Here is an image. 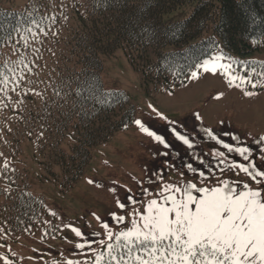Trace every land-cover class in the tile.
<instances>
[{
    "label": "trees",
    "instance_id": "1",
    "mask_svg": "<svg viewBox=\"0 0 264 264\" xmlns=\"http://www.w3.org/2000/svg\"><path fill=\"white\" fill-rule=\"evenodd\" d=\"M14 1L0 0V140L20 168L15 180H3L13 229L46 213L27 160L69 188L93 150L133 124L127 95L104 87V57L122 49L146 79L177 86L216 52L246 56L264 46V0H197L171 23L164 17L182 0H89L64 20L44 1L6 6ZM246 64L247 75L264 72V62Z\"/></svg>",
    "mask_w": 264,
    "mask_h": 264
},
{
    "label": "rangeland",
    "instance_id": "2",
    "mask_svg": "<svg viewBox=\"0 0 264 264\" xmlns=\"http://www.w3.org/2000/svg\"><path fill=\"white\" fill-rule=\"evenodd\" d=\"M33 1L36 0H16L7 2L6 6L15 9L25 8L27 4L36 6ZM41 1L53 5L52 10L60 14L61 20L65 19L63 13H72L77 6L83 10L89 3V0ZM196 4L197 0H182L179 8L165 15V21L171 23L186 18ZM248 60L264 62V46L246 56L216 52L191 71H199V79H193L190 73L187 81L175 86L146 79L122 49L115 56L104 57V87L127 95L135 109V120L93 150L83 175L69 188L60 181L44 177L42 169L27 160L24 167L31 191L43 199L46 213L39 221L34 220V224L31 222L22 228L13 229L2 207L5 194L11 191L3 180H15L20 168L8 157L0 140V264H7L9 260L12 264H67L69 260L93 264L95 253L88 246L79 249L75 245L86 240L107 239L103 221L109 223L113 232L121 231L125 224L130 226L133 209L143 212L147 201L157 198L165 184L191 182L210 186L217 180H229L241 188L245 183L255 187L250 178L233 165L254 161L264 170V77L259 75L261 72H251L249 76L260 80V84L255 88L251 83L234 87L229 84L225 70L219 69L221 62L231 64V71L242 76L246 74ZM204 61H209L210 67L215 62L218 72H204L200 68ZM246 91L255 94L247 96ZM157 113H162L167 120ZM138 119L163 136L171 147L142 132L135 124ZM173 128L187 135L193 147L188 148L179 141ZM207 129L218 139H213ZM225 144L250 148L249 161L236 151L229 152ZM189 164L196 171L189 169ZM201 171L204 176H200ZM112 188L116 191H111ZM129 195L140 203L119 209L116 200L127 203ZM112 212L124 215L125 223L117 224ZM65 225L80 228L85 235L77 237L72 228ZM91 248L99 250L97 243H92Z\"/></svg>",
    "mask_w": 264,
    "mask_h": 264
},
{
    "label": "snow or ice",
    "instance_id": "3",
    "mask_svg": "<svg viewBox=\"0 0 264 264\" xmlns=\"http://www.w3.org/2000/svg\"><path fill=\"white\" fill-rule=\"evenodd\" d=\"M49 19L54 21L55 17ZM200 68L206 73L218 72L215 62L210 67L209 61H204ZM219 69L225 70L224 74L228 76L231 86L240 87L251 83L255 88L261 83L247 74L236 75L231 71V64L221 62ZM259 75L264 77V72ZM191 77L199 79V71H193ZM8 80V76L3 77L4 82ZM254 94L252 91L245 92L247 96ZM157 115L167 120L162 113ZM135 124L157 142L171 147L163 136L151 131L142 120H136ZM172 132L188 148L193 147L187 135L175 128ZM207 132L213 139H218L211 129H207ZM219 142L224 143L222 140ZM224 146L229 152L236 151L249 161L250 148H237L231 144ZM218 155L223 156L224 153ZM187 167L196 171L191 164ZM233 167L246 174L255 187L245 183L241 188L229 180H217L215 185L210 186H198L191 182L183 185L165 184L157 193V198L147 201L143 212L133 209L130 226L125 224L124 229L113 232L109 223L103 221L107 239L86 240L75 247L84 249L88 246L95 253L93 264H264V170L254 161L238 163ZM204 175L201 171L200 176ZM111 191L115 192L116 189L112 188ZM137 203L140 202L132 195L127 197V203L116 200L119 209ZM111 216L117 224H124L127 219L116 212H112ZM96 219L101 220V217ZM65 227L72 228L77 237L85 235L80 228L71 225ZM95 235L99 236L100 233ZM92 243H97L99 250L91 248ZM7 264H12V261L9 260ZM67 264H87V261L69 260Z\"/></svg>",
    "mask_w": 264,
    "mask_h": 264
}]
</instances>
